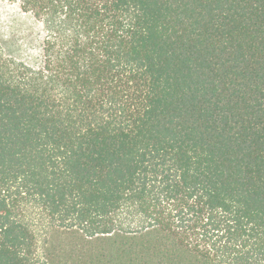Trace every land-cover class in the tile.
<instances>
[{"label": "trees", "instance_id": "obj_1", "mask_svg": "<svg viewBox=\"0 0 264 264\" xmlns=\"http://www.w3.org/2000/svg\"><path fill=\"white\" fill-rule=\"evenodd\" d=\"M0 264H264V0H0Z\"/></svg>", "mask_w": 264, "mask_h": 264}]
</instances>
